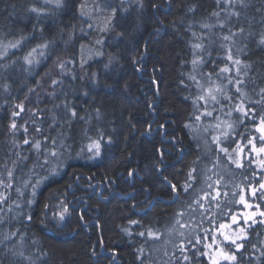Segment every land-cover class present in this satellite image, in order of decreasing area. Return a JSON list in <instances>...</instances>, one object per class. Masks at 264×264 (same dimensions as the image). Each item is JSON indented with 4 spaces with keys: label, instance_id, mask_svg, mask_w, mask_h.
Instances as JSON below:
<instances>
[{
    "label": "trees",
    "instance_id": "obj_1",
    "mask_svg": "<svg viewBox=\"0 0 264 264\" xmlns=\"http://www.w3.org/2000/svg\"><path fill=\"white\" fill-rule=\"evenodd\" d=\"M147 85L153 111L161 96L197 149L198 206L176 223L157 208L158 237L132 241L130 202L117 198L84 230L65 208L75 179L123 174L124 192L131 169L156 178ZM261 123L264 0H0V264H110L102 248L123 264H206L194 237L219 224L202 202L220 221ZM245 240L232 264H264V218Z\"/></svg>",
    "mask_w": 264,
    "mask_h": 264
},
{
    "label": "flooded vegetation",
    "instance_id": "obj_2",
    "mask_svg": "<svg viewBox=\"0 0 264 264\" xmlns=\"http://www.w3.org/2000/svg\"><path fill=\"white\" fill-rule=\"evenodd\" d=\"M147 88L146 102L154 118L150 120L151 117L146 116L148 129L145 141L157 148V159L148 161L147 164L152 165L156 171V178L151 176V169L141 170L138 167L131 169L127 179L130 180V186L124 192L117 183L123 174L117 180L107 179L104 182L96 176L75 179L79 191L76 192L73 185L67 189L65 208L71 215L77 214L84 230H87L92 223L99 226L102 205L111 204L117 198L130 202V239L132 241L145 237L149 239L151 236L158 237L157 234H151L147 226L150 222H154L152 215L157 208L160 209L158 214L162 221L176 223L180 222L184 215L189 214L182 209L184 205L191 206V209L189 208L191 212L198 206L196 167L198 152L184 134L185 121L180 122L179 125L176 115L169 113L162 106L161 96L157 103L161 104L162 111L157 115L153 111L156 102H151L152 99L149 96L153 90L149 88V85ZM193 119L197 124L198 117L194 116ZM257 129L262 133L260 125ZM263 140L262 137H257L248 153L244 147L239 149L240 161L235 163L240 171L245 173L247 170L250 176L246 178L243 175L242 183L227 193L222 216H219L220 221H217L214 210L208 211V203L202 202V206L204 205L202 215L205 222L211 225L215 222L219 224L212 229L211 233H202L199 243H196L197 238L194 237L193 250L206 264H232L233 251H243L241 244L246 241L248 231L256 227L264 218L262 210L264 202L260 200L261 192L264 191V161L260 160V157H264ZM192 147L195 151L190 153L192 156L189 157V150H192ZM183 160L188 161L184 164ZM248 163L250 168L246 167ZM247 181L250 184L248 192L245 186ZM94 205L98 208L93 207ZM94 212L96 215H93ZM86 215L92 219L89 223H86ZM101 252L107 253L105 256L110 258V264H123L116 252L111 250L106 252L103 248ZM135 253V250L130 248V255L133 256ZM130 264H133L131 258Z\"/></svg>",
    "mask_w": 264,
    "mask_h": 264
},
{
    "label": "rangeland",
    "instance_id": "obj_3",
    "mask_svg": "<svg viewBox=\"0 0 264 264\" xmlns=\"http://www.w3.org/2000/svg\"><path fill=\"white\" fill-rule=\"evenodd\" d=\"M50 1H51V0H50ZM260 126L262 127V133L260 132V137H262V139H264V135H263V134H264V124L261 123ZM94 146H95V145L93 144L92 147H94ZM92 147H91V148H92ZM94 148H95V147H94ZM237 154H238V156H237V157H238V158H237V160H238L237 163H238V162L240 161L239 159H240V154H241V152H237ZM260 160H263V161H264V157H260ZM212 258H213V257H212Z\"/></svg>",
    "mask_w": 264,
    "mask_h": 264
},
{
    "label": "water",
    "instance_id": "obj_4",
    "mask_svg": "<svg viewBox=\"0 0 264 264\" xmlns=\"http://www.w3.org/2000/svg\"><path fill=\"white\" fill-rule=\"evenodd\" d=\"M80 177H83V175L82 176H80ZM107 254V253H106Z\"/></svg>",
    "mask_w": 264,
    "mask_h": 264
}]
</instances>
